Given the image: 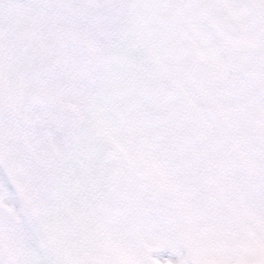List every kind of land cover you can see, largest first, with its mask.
<instances>
[{
    "label": "snow or ice",
    "instance_id": "obj_1",
    "mask_svg": "<svg viewBox=\"0 0 264 264\" xmlns=\"http://www.w3.org/2000/svg\"><path fill=\"white\" fill-rule=\"evenodd\" d=\"M0 264H264V0H0Z\"/></svg>",
    "mask_w": 264,
    "mask_h": 264
}]
</instances>
